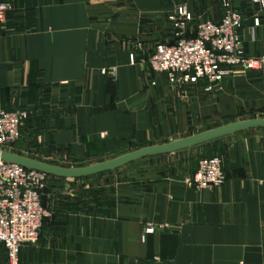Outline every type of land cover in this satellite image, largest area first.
I'll use <instances>...</instances> for the list:
<instances>
[{
  "label": "crops",
  "instance_id": "obj_1",
  "mask_svg": "<svg viewBox=\"0 0 264 264\" xmlns=\"http://www.w3.org/2000/svg\"><path fill=\"white\" fill-rule=\"evenodd\" d=\"M4 1L0 109L27 112L11 145L17 154L53 165L99 162L264 118L261 69L236 68L221 90L207 92L198 83L173 86L148 67L155 43L171 39L167 13L183 5L215 22L220 0ZM228 1L242 18L243 53L264 55V10ZM180 150L87 181L48 175L47 215L17 264H264V128ZM197 155L220 159L221 184L186 185Z\"/></svg>",
  "mask_w": 264,
  "mask_h": 264
},
{
  "label": "built area",
  "instance_id": "obj_2",
  "mask_svg": "<svg viewBox=\"0 0 264 264\" xmlns=\"http://www.w3.org/2000/svg\"><path fill=\"white\" fill-rule=\"evenodd\" d=\"M264 10V0H251ZM221 15L218 21L195 17L183 5L165 15L171 31L172 44L155 43L147 60L149 69L164 73L173 86L200 84L204 91L221 90L224 79L236 68L261 69L264 55H245L241 47L239 29L242 18L228 0L219 1ZM9 8L0 0V21ZM258 19H252L257 25ZM195 27V36L184 37ZM132 61V58H130ZM109 74L113 77L114 71ZM27 119L25 110L0 109V149H9L21 137L20 125ZM47 175L38 170L0 160V244L5 252V264H17L18 252L23 245L34 244L38 238L41 220L47 215L40 205L41 190ZM224 174L216 156L199 158L185 183L196 189L221 184ZM147 227L143 233L150 232Z\"/></svg>",
  "mask_w": 264,
  "mask_h": 264
},
{
  "label": "water",
  "instance_id": "obj_3",
  "mask_svg": "<svg viewBox=\"0 0 264 264\" xmlns=\"http://www.w3.org/2000/svg\"><path fill=\"white\" fill-rule=\"evenodd\" d=\"M194 36V26L191 32L186 31L184 33V37L193 38ZM167 43L172 44V40H169ZM249 128H264V118H249L228 122L226 124L193 133L185 137L166 141L163 143L142 146L119 154L113 158L79 167L53 165L17 154L9 149H0V160L19 164L26 168L38 170L50 176L61 178H80L110 171L142 158L167 154L180 149L190 148L194 145H198L200 143ZM45 201V195L40 194V205L43 208L45 207Z\"/></svg>",
  "mask_w": 264,
  "mask_h": 264
},
{
  "label": "rangeland",
  "instance_id": "obj_4",
  "mask_svg": "<svg viewBox=\"0 0 264 264\" xmlns=\"http://www.w3.org/2000/svg\"><path fill=\"white\" fill-rule=\"evenodd\" d=\"M20 140V139H19ZM18 140V141H19ZM18 141H16V142H18ZM16 142H14V143H16ZM13 143V144H14ZM14 147L15 146H12V147H10V150L11 151H13V152H15L16 153V151H15V149H14ZM193 149V148H192ZM184 153H185V150H179L178 152H174V153H171V154H168V155H166V154H164V155H160V156H150V157H146V158H142V159H139V160H136V161H134V162H131V163H128V164H126V165H124V166H122V167H119V168H116V169H114V170H112L113 172H117V171H124V170H130V169H132V168H134V169H136V168H141V167H144V166H147V161L149 162V161H151V160H156V159H165V158H171V157H177L178 155H182V156H184ZM182 156H179L180 158H182ZM209 156H211V155H208V156H206V155H197L196 156V161L199 159V158H203V157H209ZM94 162H97V161H92V162H88V163H71V165H69L67 162H64V163H57L58 165H60V166H72V167H79V166H84V165H88V164H92V163H94ZM110 173V171H107V172H102V174L100 173H98V174H95V175H92V176H88V178H79V179H77L76 181H87V180H89V179H93V178H96V177H101V176H104V175H106V174H109ZM47 177H49L48 175H47ZM71 181H74V180H71ZM45 188V187H44ZM44 188L41 190V192L44 190Z\"/></svg>",
  "mask_w": 264,
  "mask_h": 264
}]
</instances>
